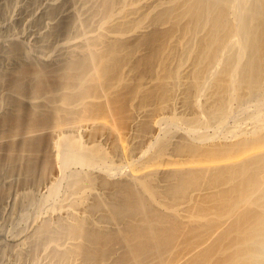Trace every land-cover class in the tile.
Returning a JSON list of instances; mask_svg holds the SVG:
<instances>
[{
  "label": "bare ground",
  "instance_id": "1",
  "mask_svg": "<svg viewBox=\"0 0 264 264\" xmlns=\"http://www.w3.org/2000/svg\"><path fill=\"white\" fill-rule=\"evenodd\" d=\"M35 1L0 32L65 40L0 38V196L65 197L9 264H264V0Z\"/></svg>",
  "mask_w": 264,
  "mask_h": 264
},
{
  "label": "rangeland",
  "instance_id": "2",
  "mask_svg": "<svg viewBox=\"0 0 264 264\" xmlns=\"http://www.w3.org/2000/svg\"><path fill=\"white\" fill-rule=\"evenodd\" d=\"M44 1H57V0H38V1L36 0L33 4H31V5L29 4L26 8V11H25V9L23 10V13H25V12L30 13V12L36 11L38 9L39 5ZM3 2L6 3V7L0 8V25L6 24V22L8 21L7 19L10 16V14H14L16 16L21 15V13H19V11H17V10L13 11V9H11L13 4H15V3L18 4L16 2V0H0V3H3ZM78 4H79V2H78ZM33 27L35 28V26L23 25V24H17L15 26L13 25L12 28H9L4 32H0V38H3V37L10 38V37H13L15 35L21 36L22 38L24 37L23 39L26 42L28 49L30 50V51L29 50L28 51L30 52V54H32V56L34 55V56L39 57V58L40 57L46 58L51 54H53V55L56 54L57 47L59 45H61L63 43V41L65 40L64 39L65 35L60 33L59 35L52 37V39L50 41L48 40V42H46L44 44H40L38 42H35L34 40H30L31 39L30 38V36H31L30 32L32 29H34ZM93 28H94V26L91 24H88V23H84V25H83V29H85V30H93ZM4 56L6 57V59H4L3 62L0 63V65H3L4 68L12 67L14 62L12 60L11 53L6 52L4 54ZM242 124L244 125V124H246V122H242ZM122 163L125 164V166L127 164L126 161H122ZM68 171L69 170L67 169L65 171V173ZM1 176H0V179H1L0 183L5 181L6 179H9L8 178L9 176L6 174L5 175L3 174ZM62 184H63V182H62ZM31 185L29 184L28 185L29 187H27V186L25 187L23 185L22 186L21 185H19V186L13 185L14 187L13 186L11 187L12 190L10 189V192L8 195H2L1 194V196H0V237L3 236V237H5V239L6 238L10 239V238L14 237L16 234L22 232V229H24V228L28 229L30 227L29 224H31L33 221L31 219L34 218L35 216H38L39 214H44L46 212L44 209H47L48 207H50L49 205H47V204H50V202L52 204V202L57 201L58 203L57 202L53 203V205H55V206H59L60 203L64 202L65 195L64 194L61 195L62 193H64L62 187L59 186L58 191L61 194L59 193L60 195H57V197H56V196L48 195L46 189H44L45 188L44 186H46V185H40L41 187H39V185H36V184H31ZM48 185H49V183H48ZM40 188H41V190H40ZM28 191H29V193H27ZM24 192H25V194H24ZM30 192H32V193H30ZM56 193H58V192H56ZM23 195H25V196H23ZM30 195H32V196H30ZM18 196H19V198H17ZM20 196H22L23 198H26V199H23L24 204L22 203V200H20V198H22ZM44 196H46V197H44ZM30 197L31 198L34 197V199H32V203L30 201L31 200ZM43 197L46 198V200ZM47 197H49V199H47ZM51 197H53L56 201ZM28 198H29V201L27 200ZM58 198H60V201L58 200ZM61 198L63 199L62 200L63 202L61 201ZM14 199H15L16 203H15ZM18 201H19V205H18ZM40 203H41V205H40ZM16 204H17V206H15ZM18 206H22V207H18ZM43 206H44V209H43ZM38 207H40V208L38 209ZM22 216H23V218H22ZM26 218L27 219L30 218V219H28V221H27ZM30 220H31V222H30ZM20 222H22V223H20ZM17 226L19 227V229L22 228L21 231L18 229ZM16 231H17V233H16ZM0 246H2V244ZM9 253H10V250L8 247H7V249H4V247H0V264H9V262L11 260ZM28 263H30V262H28Z\"/></svg>",
  "mask_w": 264,
  "mask_h": 264
}]
</instances>
